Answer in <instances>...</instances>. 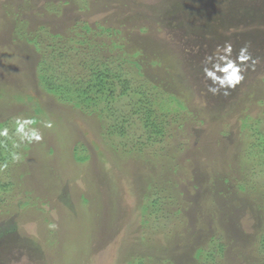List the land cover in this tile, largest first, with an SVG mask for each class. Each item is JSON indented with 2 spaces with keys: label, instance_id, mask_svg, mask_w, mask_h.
<instances>
[{
  "label": "rangeland",
  "instance_id": "1",
  "mask_svg": "<svg viewBox=\"0 0 264 264\" xmlns=\"http://www.w3.org/2000/svg\"><path fill=\"white\" fill-rule=\"evenodd\" d=\"M45 1L0 0V120L39 117L20 138L28 147L0 210V264H189L214 233L228 240L229 263H248L258 201L237 188L245 177L236 143L240 116L264 100V0ZM22 5L25 37L65 34L78 22L122 31L146 78L188 108L171 125L168 159L128 152L130 135L108 137L104 117L41 87L38 52L17 35ZM236 68L242 79L228 88ZM162 187L181 210L178 228L164 226L170 234L143 221L145 195Z\"/></svg>",
  "mask_w": 264,
  "mask_h": 264
},
{
  "label": "trees",
  "instance_id": "2",
  "mask_svg": "<svg viewBox=\"0 0 264 264\" xmlns=\"http://www.w3.org/2000/svg\"><path fill=\"white\" fill-rule=\"evenodd\" d=\"M53 2L46 0L45 4L53 8L56 6ZM26 5H31L29 0H26ZM19 8L20 15L18 13L19 16L14 18L17 21V35L31 42L38 52L37 73L41 87L60 102L70 103L81 112L104 117L108 137L118 136L122 140L130 135L132 144L129 149L126 148L128 152L150 148L146 150L150 157L168 159L167 151L173 143L174 128L171 125L179 119V115L188 113V108L181 98L166 90L164 84L146 78L142 65L134 59L137 52H130L122 31L113 25L102 27L95 24L92 27L86 22L77 21L65 34L51 32L47 34L48 37L47 31L44 34L37 30L25 37L26 32H21L27 22L21 18L25 5ZM8 13L15 16L14 10H8ZM262 80L264 82V78ZM263 101H257L261 103V109L256 113L245 112L240 116L242 130L236 143L237 154L243 161L241 172L245 177L237 182V188L258 201L254 206L259 228L251 245L250 260L246 264H264ZM38 122L36 115H29L24 121L0 120V210L10 206L15 166L22 160L23 150L28 147L27 142L20 138L23 133L30 136L34 132L32 127ZM126 124L132 128L130 133L125 131ZM27 128L29 130L26 131ZM86 157L82 155L77 159L85 160ZM166 190L163 188L153 195H145L141 206L144 216H148L143 219L144 224L158 232L162 228L167 229L164 227L167 223L172 225L171 228H178L177 223H180L181 210L174 208L171 195H166L171 191ZM167 230L170 234L171 229ZM227 248L228 240L222 233L211 234L206 242L194 247L193 262L189 264H231ZM126 264L148 263L137 257Z\"/></svg>",
  "mask_w": 264,
  "mask_h": 264
},
{
  "label": "clouds",
  "instance_id": "3",
  "mask_svg": "<svg viewBox=\"0 0 264 264\" xmlns=\"http://www.w3.org/2000/svg\"><path fill=\"white\" fill-rule=\"evenodd\" d=\"M230 49H231V46L227 45L226 48H225V51H230ZM238 73H239V68H236L232 72L231 76L227 80V85L226 86L228 88L234 87L235 84L239 83V81L242 79V77ZM220 85H221V87H224L225 86V82L223 80H221L220 81ZM210 90H212V89H210Z\"/></svg>",
  "mask_w": 264,
  "mask_h": 264
}]
</instances>
